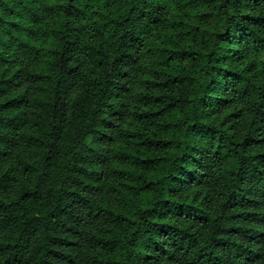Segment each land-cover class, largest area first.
<instances>
[{"label": "trees", "instance_id": "obj_1", "mask_svg": "<svg viewBox=\"0 0 264 264\" xmlns=\"http://www.w3.org/2000/svg\"><path fill=\"white\" fill-rule=\"evenodd\" d=\"M0 264H264V0H0Z\"/></svg>", "mask_w": 264, "mask_h": 264}]
</instances>
